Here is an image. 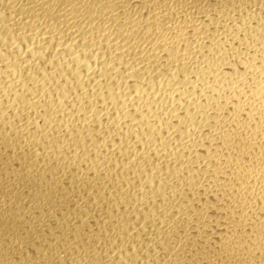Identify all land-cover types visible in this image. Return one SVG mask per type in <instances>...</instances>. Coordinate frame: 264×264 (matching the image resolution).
I'll return each mask as SVG.
<instances>
[{"label":"bare ground","instance_id":"1","mask_svg":"<svg viewBox=\"0 0 264 264\" xmlns=\"http://www.w3.org/2000/svg\"><path fill=\"white\" fill-rule=\"evenodd\" d=\"M0 264H264V0H0Z\"/></svg>","mask_w":264,"mask_h":264}]
</instances>
